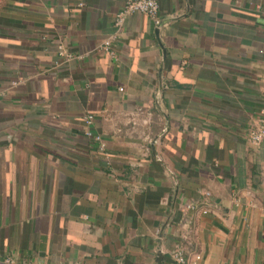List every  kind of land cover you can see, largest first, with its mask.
<instances>
[{
    "label": "crops",
    "instance_id": "obj_1",
    "mask_svg": "<svg viewBox=\"0 0 264 264\" xmlns=\"http://www.w3.org/2000/svg\"><path fill=\"white\" fill-rule=\"evenodd\" d=\"M125 1L0 0V264H264V0Z\"/></svg>",
    "mask_w": 264,
    "mask_h": 264
},
{
    "label": "built area",
    "instance_id": "obj_2",
    "mask_svg": "<svg viewBox=\"0 0 264 264\" xmlns=\"http://www.w3.org/2000/svg\"><path fill=\"white\" fill-rule=\"evenodd\" d=\"M133 12H140L147 15L156 25L160 22L158 19V3L155 0H126L121 9L116 13L114 25L118 29H121L125 16ZM105 45H109V41L105 42ZM60 54H63L61 50ZM260 94L261 103L258 109V119L256 123L250 124L246 131L247 139L255 147L264 146V79ZM92 118V115H87L85 123L90 124L92 122ZM85 133L90 136L93 134L88 128ZM94 139L97 141L101 140L99 135H94ZM168 254L171 264H201L200 255L197 253H193L191 256L187 255L179 242L174 244ZM3 262H10L9 258H0V263Z\"/></svg>",
    "mask_w": 264,
    "mask_h": 264
},
{
    "label": "water",
    "instance_id": "obj_3",
    "mask_svg": "<svg viewBox=\"0 0 264 264\" xmlns=\"http://www.w3.org/2000/svg\"><path fill=\"white\" fill-rule=\"evenodd\" d=\"M156 260L158 263L161 262V254L160 253H157Z\"/></svg>",
    "mask_w": 264,
    "mask_h": 264
}]
</instances>
